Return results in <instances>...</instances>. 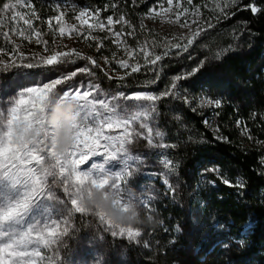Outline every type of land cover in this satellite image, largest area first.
Returning a JSON list of instances; mask_svg holds the SVG:
<instances>
[{
  "label": "trees",
  "instance_id": "16d2710c",
  "mask_svg": "<svg viewBox=\"0 0 264 264\" xmlns=\"http://www.w3.org/2000/svg\"><path fill=\"white\" fill-rule=\"evenodd\" d=\"M74 1L102 19L112 17L129 47L124 60L129 67L110 61L117 48L103 35L87 55L72 52L68 59L75 62L13 67L38 64L58 52L44 33L56 17L52 0H28L37 13L35 40L21 35L19 26L27 25L17 20L10 25L11 15L0 11V99L6 107L24 86L73 72L77 75L58 91L91 82L107 92L161 95L149 126L153 134H162L157 140L168 145L162 155L173 168L171 187L154 181L152 211L140 208L142 216L151 217L150 223L134 226L141 236L113 237L95 216L76 214L63 236L61 264H264V0H240L229 7L224 0H191L200 30L182 53L188 37L161 34L143 21L146 0ZM9 2L14 0H0V8ZM249 4L259 11L253 14L245 7ZM121 16L124 22L116 23ZM155 55L162 59L153 65ZM103 57L121 77L101 69ZM136 66L139 71L132 72ZM85 67L88 72H79ZM197 67L194 75L176 81L179 98L163 95L172 90L175 77ZM142 169L147 170L144 163L137 175ZM153 171L165 180V167ZM57 192L63 196L61 188Z\"/></svg>",
  "mask_w": 264,
  "mask_h": 264
},
{
  "label": "snow or ice",
  "instance_id": "6c2138e0",
  "mask_svg": "<svg viewBox=\"0 0 264 264\" xmlns=\"http://www.w3.org/2000/svg\"><path fill=\"white\" fill-rule=\"evenodd\" d=\"M166 3L167 7H164V0H161L160 10L154 12L155 16L172 11L173 0H166ZM239 3L240 0H224V7ZM24 7H31L28 0H14L5 3L0 11L11 15L10 25L12 21L19 19L30 26L31 20L26 19L20 11H15ZM175 7H180L179 0ZM245 7L253 14L259 11L252 4ZM153 11L150 9V14ZM32 15H35L34 11ZM85 15L86 11H81L76 19L80 20V17ZM225 15L227 17L228 14ZM57 19H62V16ZM80 22L88 24L87 20ZM123 22V16L116 21ZM112 23L113 19L109 17L108 24ZM2 25L3 20L0 19V27ZM88 26L104 28V24L99 22ZM59 31L61 35L64 34L63 27ZM35 34L40 35L39 32ZM115 35L118 36L119 33ZM192 43L193 39H189L187 46L181 48V53L187 51V47ZM143 54L145 57L149 55L147 51H143ZM72 55V52H57L47 59L40 58L38 64L12 66L31 69L41 65L75 62L68 59ZM164 55L169 53L165 52ZM161 59V55H155L150 63L155 65ZM92 63L95 64V61ZM203 63L201 61L200 66ZM120 67L128 68L129 65L121 61ZM198 67L175 77L172 90L163 95L179 98L176 81L194 75ZM131 70L137 72L139 66L132 67ZM88 71L87 67L79 69V72ZM76 75L77 73L73 72L51 83H43L42 86L26 87L10 98L6 107L5 102L0 99V264H61L59 250L63 246V236L67 234L69 222L76 214L95 216L103 225L104 231L113 237L126 234L129 240H133L141 236L138 229L114 225L104 215L81 207L79 201L86 192L90 193L92 188H107L116 197L117 202H133L149 213L152 211L151 205L156 199L153 191L142 189L139 193H134L128 187V180L139 170L143 161L139 156H133L126 145L130 142L128 129L131 124L142 121L140 127L149 128L156 107L155 102L162 98L161 95L121 93L109 98L91 83L85 87L84 82H80L78 86L70 85L62 93L57 90L58 85L72 80ZM53 94L63 99L71 97L76 101L79 124L75 142L70 148L59 153L49 145L47 139H40L33 144L14 143L12 134L15 124L23 123L28 128L39 125L43 120L45 101ZM215 103L219 106L220 102ZM121 128L124 129L123 133L114 134V130ZM155 136L163 139L160 132H156ZM148 139L152 144L150 128ZM152 146L168 147L163 143ZM96 157L101 159L96 160ZM162 163L166 169L164 183L171 187L168 177L173 164L167 159ZM224 182L228 183L227 180ZM237 185L242 187L243 181L238 179ZM57 188L62 189L63 196L58 194Z\"/></svg>",
  "mask_w": 264,
  "mask_h": 264
},
{
  "label": "rangeland",
  "instance_id": "374dc122",
  "mask_svg": "<svg viewBox=\"0 0 264 264\" xmlns=\"http://www.w3.org/2000/svg\"><path fill=\"white\" fill-rule=\"evenodd\" d=\"M148 1V7L146 12L143 14L142 19L143 21L151 26H154L157 31L161 34L167 32H175L181 37H188L189 39L193 38L200 30L199 28V18L200 14L197 8L194 7L192 2H188V0H179L180 7L176 8L175 5L177 0H173V9L171 12L162 14L160 16H155L154 12L160 10V2L161 0H146ZM52 4L54 9L56 10V17L49 21L47 28L44 30L45 34L52 36V41H54L55 46L58 52H75L79 53L80 55H87L89 50L94 47H97L100 44V38L105 37L109 39L114 46L117 48V56H114L110 59V61H114L115 58L118 61H124L127 53L129 52V47L125 43L122 34L115 28V22L111 25L108 24V20L102 19L97 15L91 13L85 6L78 5L74 0H52ZM164 7H167L166 0H164ZM153 9V13L150 14L149 10ZM186 9V11H185ZM15 11H20L23 15H25L26 19L31 20V25H27L26 27L19 26L24 34L25 37L28 39L35 40L34 34L36 31V18L37 13L34 11V8L31 6L24 7V8H17ZM35 12V15H32V12ZM81 11H86V15L80 17V20H77L76 17L79 15ZM182 13V14H181ZM62 19H57L61 17ZM179 16V19H177ZM81 20H87L88 24H81ZM17 21H22L17 19ZM23 22V21H22ZM103 23L104 28L100 29L99 27L89 28V24H97ZM24 23V22H23ZM64 28V34L61 35L59 29ZM74 29V30H72ZM111 29V31H109ZM115 33H119V35H115ZM49 56H47L48 58ZM106 58H101L99 62V66L106 72L109 76L114 77H121L120 72H116L112 68V63ZM91 82L84 83L85 87ZM98 89H100L104 94L108 95L109 98L114 95L118 94H125L123 91L120 90H112L110 92L102 90L98 85L91 83ZM30 86H42V85H26L23 87H30ZM21 89V90H23ZM66 90V89H64ZM61 90L59 92H63ZM20 91V90H19ZM149 94L147 92H133L125 95H134V94ZM208 102V100H207ZM128 103H134L133 101H128ZM146 103V102H145ZM142 121H137L134 124L129 126V133H130V142L126 145L127 149L133 156H139L140 159L145 164L147 170H140L138 175L135 173L128 180V187L134 193H139L142 189L145 191H153L154 188L153 184L154 181H159L162 184L164 183V178L158 171H153L155 169H164V165L162 163L165 160L164 156L162 155V150L164 147H153V144H161L157 140L155 134H152V144L149 143V128H142L140 124ZM207 126L216 131L213 125L210 122H206ZM124 129H116L114 130V134L123 133ZM136 133H140V135H136ZM96 160H100V157H96ZM155 161V165L152 167L151 163ZM116 163V162H113ZM87 165H85L86 167ZM119 170V167L116 168ZM137 172V171H136ZM137 178V180L135 179ZM156 193V192H155ZM134 228V226H131ZM135 229V228H134ZM123 237H127L125 234Z\"/></svg>",
  "mask_w": 264,
  "mask_h": 264
},
{
  "label": "clouds",
  "instance_id": "9594fccd",
  "mask_svg": "<svg viewBox=\"0 0 264 264\" xmlns=\"http://www.w3.org/2000/svg\"><path fill=\"white\" fill-rule=\"evenodd\" d=\"M76 101L71 97L63 99L50 95L44 105L42 122L28 128L23 123L15 124L12 140L18 145L33 144L47 139L56 152H63L75 142L79 119L76 115ZM80 206L104 215L114 225L131 227L150 223V216H142L141 209L133 202L121 204L107 188H92L79 201Z\"/></svg>",
  "mask_w": 264,
  "mask_h": 264
}]
</instances>
